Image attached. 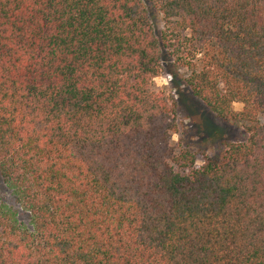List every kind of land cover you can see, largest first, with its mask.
Wrapping results in <instances>:
<instances>
[{
	"label": "trees",
	"instance_id": "16d2710c",
	"mask_svg": "<svg viewBox=\"0 0 264 264\" xmlns=\"http://www.w3.org/2000/svg\"><path fill=\"white\" fill-rule=\"evenodd\" d=\"M153 2L0 0V264H264V0ZM167 52L248 134L187 175Z\"/></svg>",
	"mask_w": 264,
	"mask_h": 264
},
{
	"label": "rangeland",
	"instance_id": "374dc122",
	"mask_svg": "<svg viewBox=\"0 0 264 264\" xmlns=\"http://www.w3.org/2000/svg\"><path fill=\"white\" fill-rule=\"evenodd\" d=\"M144 3L153 28L160 37L165 28L163 16L153 0H144ZM189 74L188 70L175 67L174 59L167 52L162 61L161 74L153 81L155 90L165 93L175 110L177 131L172 138L175 155L179 156L183 151H188L193 157V164L174 165L175 171L182 175L203 166L207 159L220 158L229 145L244 143L248 138L243 124L219 119L193 95L185 83ZM243 107L242 104L235 103L232 109L241 112ZM260 121L262 122V118ZM0 198L17 208L1 178ZM21 219L27 222L26 215H21Z\"/></svg>",
	"mask_w": 264,
	"mask_h": 264
}]
</instances>
